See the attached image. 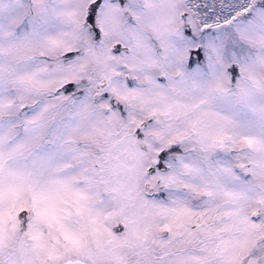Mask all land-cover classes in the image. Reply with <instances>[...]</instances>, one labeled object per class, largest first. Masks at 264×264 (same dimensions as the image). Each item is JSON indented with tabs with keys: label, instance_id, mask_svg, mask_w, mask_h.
I'll list each match as a JSON object with an SVG mask.
<instances>
[{
	"label": "snow or ice",
	"instance_id": "6c2138e0",
	"mask_svg": "<svg viewBox=\"0 0 264 264\" xmlns=\"http://www.w3.org/2000/svg\"><path fill=\"white\" fill-rule=\"evenodd\" d=\"M0 264H264V0H0Z\"/></svg>",
	"mask_w": 264,
	"mask_h": 264
}]
</instances>
